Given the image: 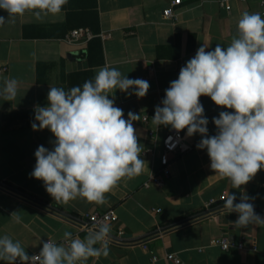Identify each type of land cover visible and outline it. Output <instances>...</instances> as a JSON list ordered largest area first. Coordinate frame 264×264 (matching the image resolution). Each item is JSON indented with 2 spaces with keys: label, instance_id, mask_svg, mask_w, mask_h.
<instances>
[{
  "label": "crops",
  "instance_id": "1",
  "mask_svg": "<svg viewBox=\"0 0 264 264\" xmlns=\"http://www.w3.org/2000/svg\"><path fill=\"white\" fill-rule=\"evenodd\" d=\"M178 1L173 7L176 16L165 18L164 10ZM262 1L229 0L230 8H226L222 0H68L60 16L38 22L25 13L14 23L0 26V88L9 79H15L18 87L15 99L0 97V184L6 186H0V237L19 241L33 255L47 240L65 243V231L83 239L87 232L79 231L71 218L114 209L125 231L143 241L109 243L107 257L90 258L87 264H174L166 258L170 253L185 264H264V224L237 227L233 222L238 214L227 209L197 218L207 203L232 190L243 191L264 210V170L241 189L232 188L229 180L210 168L207 151L196 147L200 134L188 137L185 129V142L192 149L172 157L171 176L162 186L145 187L152 171L160 167L162 142L172 129L152 123L155 107L162 106L170 82L202 45L207 50L217 44L227 47L237 34L242 12H259L264 17ZM7 15L0 10V16ZM78 28L111 37L97 36L85 44L67 42L69 33ZM105 65L150 84L143 98L129 94L131 89L109 96L125 119L129 111L140 115L133 123L143 149L144 170L107 193L105 205L81 198L68 204L57 202L43 181L30 177L38 146L51 150L55 140L47 129L32 130L34 106L47 105L51 86L82 87ZM200 102L209 120L208 134L214 135L217 129L212 118L230 110L216 106L209 97L202 96ZM151 148L157 150L154 157L145 154ZM13 212L20 216V223L10 217ZM223 237L243 244L244 249L225 251L212 245ZM153 257L158 260L153 262Z\"/></svg>",
  "mask_w": 264,
  "mask_h": 264
},
{
  "label": "clouds",
  "instance_id": "2",
  "mask_svg": "<svg viewBox=\"0 0 264 264\" xmlns=\"http://www.w3.org/2000/svg\"><path fill=\"white\" fill-rule=\"evenodd\" d=\"M68 0H0V26L15 22L16 17L31 13L38 22L48 16H60ZM237 34L227 47L214 49L202 45L193 58L182 66L178 78L170 82L156 106L152 123L158 128L170 126L177 133L200 134L196 147L206 150L210 168L241 189L259 171L264 170V17L259 12L244 11L237 23ZM147 80L129 79L113 67L103 66L94 79L68 90L51 86L47 105L34 106L33 131L49 130L55 137L53 148L43 145L35 151L36 163L30 177L43 181L46 192L57 202L68 204L77 198L105 205L106 194L124 179L140 175L146 162L134 127L140 115L121 108L109 96L115 91L138 98L146 96ZM17 81L9 79L0 88L5 101L15 99ZM209 97L221 111L213 117L217 132L208 134L209 120L200 102ZM172 138L169 137V141ZM174 146V145H173ZM254 199L243 191L237 201L228 192L224 207L237 213V227L264 224L256 214ZM10 217L21 222L17 212ZM110 226L94 224L81 239L65 231V243L42 242L38 254L29 255L19 241L7 235L0 237V261L5 264H87L90 258L107 257L110 252ZM96 245H99L97 247Z\"/></svg>",
  "mask_w": 264,
  "mask_h": 264
},
{
  "label": "built area",
  "instance_id": "3",
  "mask_svg": "<svg viewBox=\"0 0 264 264\" xmlns=\"http://www.w3.org/2000/svg\"><path fill=\"white\" fill-rule=\"evenodd\" d=\"M178 4H180V1L174 2L172 4V7L165 9L164 17L167 19L174 18L176 14L173 7ZM221 4L226 8H230L229 0H222ZM262 5L264 6V1H262ZM97 36H101L104 39H108L111 37V34L103 33L101 35H96L88 28H78L72 30L69 33V35L66 37V41L73 44H85ZM169 137L172 138L171 141H169ZM191 149L192 147L185 142V135L183 134V132L181 131L177 133L174 129H171L162 142V151L160 152V167L152 171L149 181L145 183V187H150L152 184L162 186L165 181L171 176L172 157L177 155L178 153H186ZM145 154L154 157L157 155V150L151 148L148 149ZM226 195L227 193L222 195L219 200L213 199L209 203H207L205 212L199 217L209 216L217 211L225 210L226 208L224 207V200L226 198ZM258 215L264 217V214ZM70 221L77 227L79 231H84L87 233L89 229L93 227L94 224H108L111 229L109 243L120 245H132L143 241V239H137L133 236H128L129 234L121 226L119 216L114 209H110L107 211H96L93 213H89L84 217L71 218ZM212 245L220 247L225 251H230L232 249H244L243 244L233 243L227 237H223L219 240L213 241ZM38 253L39 252H37L36 254ZM166 258L169 262H172L174 264H185L184 261L175 253L168 254ZM157 260V257H153V262H156ZM17 264H19V262H17Z\"/></svg>",
  "mask_w": 264,
  "mask_h": 264
},
{
  "label": "water",
  "instance_id": "4",
  "mask_svg": "<svg viewBox=\"0 0 264 264\" xmlns=\"http://www.w3.org/2000/svg\"><path fill=\"white\" fill-rule=\"evenodd\" d=\"M0 186L6 188V186L3 185V184H0ZM14 192L19 193V192H17V191H14ZM231 193H235L236 196H237V201H239V197H240L241 193H240L239 191H237V190H232ZM21 194H22V193H21ZM22 196L25 197V198H27V199H30V200L32 199V198H30V197H28V196H26V195H24V194H22ZM32 200H33V199H32ZM249 202H250V203H253L252 201H249ZM253 205H254V209H255L256 214L264 213V210L261 209L260 207H258L255 203H253ZM258 212H259V213H258ZM197 218H200V217H197ZM192 220H193V219H192ZM187 222H188V221H187ZM180 225H182V223L177 224V225H174L172 228L177 227V226H180ZM128 236L131 237L132 235L129 234Z\"/></svg>",
  "mask_w": 264,
  "mask_h": 264
}]
</instances>
